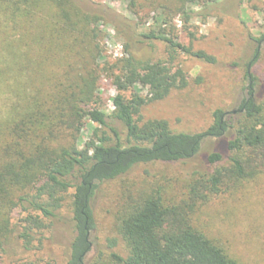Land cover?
<instances>
[{
	"label": "trees",
	"instance_id": "1",
	"mask_svg": "<svg viewBox=\"0 0 264 264\" xmlns=\"http://www.w3.org/2000/svg\"><path fill=\"white\" fill-rule=\"evenodd\" d=\"M122 1L133 15L156 13L154 27L139 36L148 44L163 43L168 59L141 60L125 44V58L105 60L102 17L84 11L77 0H0V252L11 238L15 209L27 213L18 237L28 242L34 229L44 227L41 219L60 209L62 194L73 189L76 235L65 264H84L89 202L98 185L124 179L139 165L189 160L206 137L231 132L226 154L206 156L208 169L193 173L183 199L167 202L152 187L125 193L114 222L127 256L110 253L85 264H241L196 226L195 216L212 198L236 193L264 175V98L254 95L249 81L234 123L216 110L213 125L200 134L174 133L164 120L143 121L147 99L135 88L137 80L162 100L180 82L172 68L178 55L207 64L216 60L177 41L173 18L187 24L198 0ZM257 55L258 50L254 60ZM103 74L118 90L110 113L97 108ZM86 119L96 127L79 143Z\"/></svg>",
	"mask_w": 264,
	"mask_h": 264
},
{
	"label": "rangeland",
	"instance_id": "2",
	"mask_svg": "<svg viewBox=\"0 0 264 264\" xmlns=\"http://www.w3.org/2000/svg\"><path fill=\"white\" fill-rule=\"evenodd\" d=\"M77 3L84 11L102 17L99 29L104 35L101 46L105 60L125 58V44L141 60L168 59L163 43L148 44L139 36L154 27L156 13L133 15L122 0H77ZM192 9L194 13L187 24H183L180 16L173 18L177 41L214 57L216 63L178 55L172 68L180 82L162 100L154 99L149 87L140 80L135 83V88L147 99L140 113L142 120H164L174 133H203L213 125L216 110L224 112V120L233 124L237 113L231 112L238 110L240 101L247 97L249 81L255 84L254 95L264 98V40L255 41L264 36V0H198ZM97 86L100 99L97 108L110 113L111 100L118 90L105 74ZM112 125L122 130L118 124ZM94 127L95 123L85 120L79 143L90 139ZM230 137L231 132L206 137L198 153L189 160L139 165L124 179L98 185L89 202L92 226L87 235L90 249L84 256V264L110 253L127 256L114 222L115 211L125 193L152 187L159 188L167 202L183 199L193 173L208 169L205 163L208 154L225 155L226 140ZM72 195L73 189L62 194L60 209L52 218L41 219L44 227L34 229L28 242L18 237L27 213L15 209L11 216V238L5 252H0V264H65L76 235ZM195 224L239 263L264 264V175L245 183L236 193L212 198L197 212Z\"/></svg>",
	"mask_w": 264,
	"mask_h": 264
},
{
	"label": "water",
	"instance_id": "3",
	"mask_svg": "<svg viewBox=\"0 0 264 264\" xmlns=\"http://www.w3.org/2000/svg\"><path fill=\"white\" fill-rule=\"evenodd\" d=\"M237 112L241 113L242 110H233L231 113H232V114H236ZM226 114H227V113H226Z\"/></svg>",
	"mask_w": 264,
	"mask_h": 264
}]
</instances>
